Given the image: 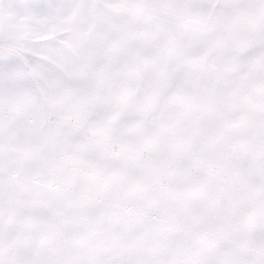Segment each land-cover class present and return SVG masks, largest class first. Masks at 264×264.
I'll list each match as a JSON object with an SVG mask.
<instances>
[{"label": "snow or ice", "instance_id": "6c2138e0", "mask_svg": "<svg viewBox=\"0 0 264 264\" xmlns=\"http://www.w3.org/2000/svg\"><path fill=\"white\" fill-rule=\"evenodd\" d=\"M0 264H264V0H0Z\"/></svg>", "mask_w": 264, "mask_h": 264}]
</instances>
